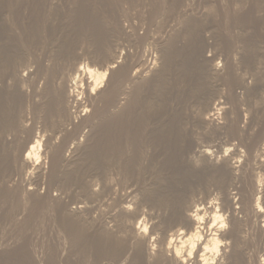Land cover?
Segmentation results:
<instances>
[{
  "label": "bare ground",
  "instance_id": "1",
  "mask_svg": "<svg viewBox=\"0 0 264 264\" xmlns=\"http://www.w3.org/2000/svg\"><path fill=\"white\" fill-rule=\"evenodd\" d=\"M13 1L16 0H0V25L6 28L5 35H7V31L15 33V40L11 38L13 45L17 44L20 46L18 49H22L13 52V46L12 52H10L9 48L0 46V198L5 199L3 202L7 200L11 205L14 201L17 203H14L16 206L21 205V209L23 208L25 211L28 207V217L30 218L31 213L36 215V212H32L35 211V208L41 210L42 207H46L45 210H47L50 206L51 208L49 207L48 210L50 220L58 221L71 239V254L68 252L71 255V264H205L201 259L202 255L209 259L214 256V264H264V66H262V64L264 65L262 62L264 61V50H261V48L264 49V46H260L262 42L253 41L252 46L256 50L252 52H250V46L249 50L245 51L247 46L243 47L241 42L239 44L240 46L242 44L240 54L235 51L237 57L235 53L230 52L234 50L226 49L228 46L223 49L220 46L221 52L222 50L224 52V55H221L223 58L219 55L223 59L221 60L223 64L220 66L218 65L219 61H216L218 64L212 62L211 54L208 56L204 55L205 52L201 53V48L197 47L199 41H196L197 44H195V38L185 40L189 45V48L186 49H191L188 53L195 64H192L193 72L196 73L195 79L193 78L194 82L185 81L182 75L183 70L178 69L181 62L179 64L174 62L177 64L178 68H176L180 74L172 64L174 73H171L173 74V81H171L173 83H169L173 84L170 85L171 88L169 87L172 99L167 98L169 95L166 96L167 99L161 95L168 100V102H164L166 100L162 98L163 103L157 101V98L154 99L155 96L152 98L154 93L151 91L149 93V90L156 88L158 82L161 84L164 75L166 76L167 66L171 64V62L169 63V51L174 52L176 47L173 49L172 45L170 48L173 51L169 50L168 41L172 42L169 39L178 35V32H181L183 37L191 36L192 38L194 34H197L194 29L200 22H196L195 25V23H191L192 20L189 21L190 19L185 17V21L188 20L190 23L185 24L184 21L185 27L183 28L182 25V30L174 31L171 26L172 30L168 31L169 27L168 30H165V25L163 26L164 23L161 21L163 19L158 20L159 13L165 7H163L164 4H160L163 3V0H158L161 1L157 3L160 4L159 6L156 4L152 8L151 5V8H146L147 12L142 15L144 17L147 13L146 22L148 25L146 27L143 24L145 28L139 27V23L136 21V25L130 27L127 24L126 26L129 28L122 30V26V29L119 28L120 26L118 27L119 19L113 18L114 14L113 17L110 15L113 18L112 21L105 19L106 21L100 25L98 23L97 26L91 28V19L89 18L88 25L90 26L87 28L90 27L88 30L89 32L92 30V32H90L91 34L85 32V34L90 35H88L89 40L95 37L96 40H93L98 42L97 46L99 45L97 52L93 54L80 50L79 52L71 46L72 44L70 48L68 40V44L64 41L67 36L64 39L63 35L61 38L63 37L64 40L56 41L57 37H60L58 34L62 35L64 33L62 31L66 30L65 27L68 26L65 24L64 29L59 27L63 29L58 30L62 34L57 32L56 37L55 33L53 34V25L56 24V20L54 24L52 23L53 25L51 24L53 30L51 36L56 37L53 38L55 42L52 41L54 44L44 46L45 43L43 45L40 41L41 45H38L40 48L36 46L38 50L33 52V49L30 51V47L23 48L25 42L22 40H26L14 29L12 15L15 12H13L14 9L11 11ZM60 1H46L47 9L51 11L60 8V4L64 5ZM102 1L107 2V0ZM108 1L111 2V0ZM29 2L32 3V1ZM149 3L152 4L150 1ZM208 3L213 4V1ZM121 4L120 6H122ZM123 4H127V2ZM130 4H132L130 7L133 6L136 9L132 1ZM169 4L171 5V3ZM218 4L220 3L218 2ZM23 5L22 3L20 6ZM166 5L168 7V4ZM215 5L213 6L215 7ZM225 5V8L222 6L224 10L227 9V5ZM105 6L108 8L110 5ZM127 6L125 7L128 9ZM173 6L177 5L173 4ZM180 6H178V10L181 8ZM219 6L218 8H220ZM186 8L188 7H185V10ZM256 8L255 10H257ZM24 9L23 6V11ZM113 9L115 10V8ZM139 10L141 9L139 8ZM139 10L135 13H138L137 16L140 14ZM221 10L220 13L225 14L226 11ZM16 11L18 10L16 9ZM63 11L65 12V9ZM69 11L67 10L71 14L72 12ZM131 12L129 13L131 14ZM123 13L120 14L121 17L124 16ZM129 13L126 15L130 16ZM65 14L67 13L65 12ZM79 14L82 16V13ZM102 14L97 16H102ZM57 15L55 12V16ZM212 15L214 16V13ZM172 16L174 15H171L170 19L173 18ZM93 17L95 18V16ZM215 18L213 20L216 21ZM40 19L38 20L41 21ZM48 19H45L43 23ZM73 20L74 17L71 22L69 20L67 22L72 24ZM167 20L170 21L169 18ZM197 20L199 21V16ZM182 21L183 19L179 22ZM61 22L59 23L63 26L65 22L62 23L63 25ZM220 22L218 20V23ZM174 23L171 24L174 25ZM226 23L224 21V26ZM41 24L39 25L41 26ZM31 25L32 23L28 26ZM46 25L48 28V24L44 26ZM40 26L39 28H41ZM29 28L32 29V26L27 29L29 30ZM75 28L78 29V27ZM40 31L37 29L38 35H40ZM192 31L195 33L193 34ZM48 32L50 33V31ZM75 32L76 30L73 33L75 34ZM70 34H68L69 37ZM220 35L219 31V38ZM31 38H33V34ZM218 40L220 39L217 38L216 42ZM234 41L236 43L237 40H233V36L228 39L229 49L230 45H235ZM5 42L9 44V41ZM224 42L226 41L224 40ZM217 43L214 44L217 46L219 44ZM179 44L181 45V43ZM228 44L226 43V45ZM24 45L28 46V44ZM217 51L214 52L217 53ZM182 55H184L183 52ZM238 55H240L239 58L241 57L239 60L243 63V67H249L247 70L255 80V84H248L250 80L246 79L251 77L245 75L248 71H245V74H241L239 72L241 70L238 71V64H240ZM182 66L184 65L182 64ZM246 68L243 69L246 70ZM172 70L171 72H173ZM165 80L166 77L163 82ZM237 87L241 89V92L237 89L240 94L236 92ZM161 90L164 91V89ZM147 91L152 94V96L150 95L152 99L146 95ZM143 95L147 97L145 96L143 99ZM243 95H245L244 98ZM156 96L159 99L158 94ZM145 99L148 100L141 101ZM220 115L224 119L223 122L219 120ZM32 118L34 123L36 120L41 124L42 130L32 123ZM31 119L32 121L28 123L27 121ZM47 130L50 131L49 134ZM45 131L47 137L43 143L42 140L46 136ZM51 133L60 136V140L56 141ZM227 135L229 138L231 136V141L227 142ZM223 138L226 141L221 142ZM233 140H237V142ZM42 143L44 149H42ZM67 179L71 180V183L69 180V183L66 182ZM66 184H71L70 205L57 193L51 194L53 190L55 191V189L51 191V188H56L55 186L61 188ZM64 188H68L67 190L70 191L69 186ZM11 206L13 207V205ZM47 219L49 220V218ZM14 223L17 222L14 221ZM2 224L4 226L5 223L2 222ZM20 227L22 228V226ZM24 227L25 225H23ZM37 227L39 226L37 225ZM10 230L13 233V229L10 228ZM26 231L28 230L26 229ZM14 234L11 237H14ZM21 234L23 237L25 233L21 232ZM60 234H64V232L61 231ZM5 236L4 233L2 237L5 238ZM27 238L31 237L27 234ZM18 240H16L17 246ZM27 240L25 238V242ZM22 241L24 242V240ZM58 241L61 242V240ZM1 242L2 244H0L3 246V240ZM10 244L11 248L13 245ZM193 244L195 247H192ZM6 246H3V252L6 250ZM49 246L47 247L49 248ZM55 247L54 245L53 248ZM213 247L216 248L218 254L207 251ZM10 248L7 249L10 250ZM15 248L17 250V247ZM51 248L49 251L52 252ZM11 250L10 253L13 252ZM31 252H33V247ZM6 253L5 251V256H3L7 258L10 254L7 253L6 256ZM13 253L16 256L17 253L15 251ZM57 253L59 255L60 252L57 251L54 254ZM30 254L32 255V253ZM62 254L59 256L61 257ZM49 256L51 255L49 254ZM22 257L24 258V256ZM32 257L34 258L33 255ZM53 259L55 260V257ZM3 260L6 262L4 258ZM25 263L28 262L22 264ZM67 263L70 264L68 260Z\"/></svg>",
  "mask_w": 264,
  "mask_h": 264
},
{
  "label": "rangeland",
  "instance_id": "2",
  "mask_svg": "<svg viewBox=\"0 0 264 264\" xmlns=\"http://www.w3.org/2000/svg\"><path fill=\"white\" fill-rule=\"evenodd\" d=\"M29 1H32V3H30ZM27 0V1H24V0H16V1H13L14 3H13V8H11V11L13 10V12H15L13 15H12V19H13V25H14V29H16L15 31H17L18 33L17 34H19V35H21V37L23 38V39H25L26 41H24V40H22L23 42H25L24 44H28V46L27 45H24L23 44V48L24 47H26V48H29L30 49V51L32 50L33 52H34V50H35V52L38 50V47L41 45V43H43V45H44V43H45V45L44 46H50V45H52V44H54V42H55V39H53V38H56L57 37V32H59L58 30H60L62 27H63V29H64V26H65V24H66V26L67 27H65L66 28V30H64V31H62V32H64L63 34H62V32H59V33H61L62 35H59L58 34V36H60V37H57V39H56V41L57 40H64L65 39V37L67 38L66 40H64L67 44H68V42L70 43L69 44V47L71 48V46L73 47V48H75L76 50H80L81 52L83 51L84 53H88V52H91V54H93L94 52H97L96 50H97V48H98V46H97V44H98V42L97 41H94V40H96V39H94L95 37H93V38H91L90 40H89V34H91L90 32H92V30H90V32H89V30L88 29H90V27L89 28H87L88 26H90V25H92L91 26V28L92 27H94V26H97L98 25V23H99V25L102 23V22H104V21H106V20H110V21H112L113 20V18L116 20V18L117 19H119L118 20V22L121 24V23H123V24H118V27L120 28V29H122V30H124V29H126L127 30V28H129V27H127V26H134V25H136V23H139L138 24V26L140 27H142V28H145L144 27V25L147 27V25H148V22H146L147 21V13H146V15L143 17L142 15H144V12H147V9L149 8H153L157 3H160L161 1H158V0H139V2H138V0H120L119 2H116V1H118V0H111V2L110 1H108L107 0V2L106 1H102V0H75V1H77V2H75L74 0L72 1L71 0V2H69V0H59L60 1V3H62L63 2V4L64 5H62V4H60V8H55V9H53V10H51V11H49V9H47V2L46 1H48V0H41V1H37V0ZM68 1V2H67ZM91 1V2H90ZM94 1V2H93ZM95 1H97L98 2V4H97V2H95ZM100 1V2H99ZM133 2V5L134 6H136V9H134L135 7H130L132 4H130V2ZM141 1V2H140ZM147 2V4H146V2ZM149 1L152 3V4H150L149 3ZM164 1H166L165 3L166 4H168V7H166L167 5L164 3ZM176 1V2H175ZM198 1V2H197ZM202 1V2H201ZM205 1H207V2H205ZM213 1V4H209L208 2H212ZM215 1V2H214ZM216 1H218L220 4H218V2H217V5L221 8L222 6L224 7V5H225V3H226V5H227V9H225L224 10V8L221 10L220 8H218V6L217 5H215L216 4ZM19 2V3H18ZM25 2V3H24ZM36 3V5H35V3ZM75 2V3H74ZM80 2H83V3H80ZM88 2V3H87ZM116 3V5H115V3ZM127 2V4H123V3H126ZM144 2V3H143ZM153 2H155V3H153ZM163 3H160L161 5L162 4H164V6L163 7H165V8H163V11H162V9L160 10V12L163 14H161V13H159L160 15H158V20H161V19H163V20H161V21H163V26H164V28H165V30H168V31H170V30H172V29H174V31L176 30L177 32H178V30L180 31V30H182V25H183V28L185 27V24L186 23H190L189 21H191V23H195V25H196V22H200V26L197 24V26H195L196 28L194 29V31L197 33V34H194L195 32H193V34H194V36H192V38H191V36L189 37V36H185V37H183L182 36V34H181V32H178V35H176V36H172L169 40H172V42L171 41H168V43H169V45H168V47H169V50H172L173 51V49L175 48V50H174V52H171V51H169V63L171 62V64H169V66H167V68H168V70H167V72H166V76L164 75V77H166V80L163 82V80H164V77H163V80L161 81V84L158 82L157 84H159V85H157L156 84V86L157 87H159V88H157L156 86V88H157V90H156V88H154L155 89V91H153L154 89H152V90H149V93H150V91L151 92H153L154 94H155V92H156V95L158 94V96H159V99H158V97L156 96V95H154L153 94V96H152V94H149L148 93V91H147V94L146 95H149V99H152L154 96V99H156L157 98V101H159V102H163V100H162V98L164 97V98H166V96H168L167 98L169 99V100H171L172 99V97H170L171 96V92H170V85H173V84H169V83H171L173 80H172V78H173V74H171V73H174V71L172 70V64H174V67L176 68L177 66V64H179L180 62L184 65V66H182V64L180 63V65H178L179 66V70L181 69V70H183V78H185L184 80L185 81H189L190 80V82L192 81V82H194V79H195V76L194 75H196V73L195 72H193L194 71V66L192 65V64H194V60L192 59V57H191V55L189 54L190 53V51H191V49H189V50H187L186 48L188 47L189 48V45L187 44L188 43V41H185V40H189V39H193V38H195V42L197 41H199L198 43L199 44H197V42L195 43V44H197V47H199V49L201 50V53L203 52H205L204 53V55H208V56H210V54H211V56L210 57H213V61L212 62H216L218 65H222L223 64V61H221V60H223L222 58H223V56H221V55H224V52H223V50H222V52H221V49L219 48L220 46H221V48L223 49V48H225L226 46H228V48L226 47V49L227 50H234V51H230V52H232L233 54L235 53V56L237 57V54H240L239 53V51L241 52V49H242V44H241V46L239 45L241 42L243 43V47H245V46H247V47H245L246 48V50L245 51H248L249 50V48H250V52H252L253 50H256V48H254L253 46H252V42L253 41H260V42H262V43H260V46H264V0H225V3L223 4V2H224V0L222 1H220V0H163L162 1ZM172 2H173V4L174 5H177V6H173V4H172ZM221 2H222V4H221ZM258 2V3H257ZM23 3L24 5V7H25V9H24V11H23V6H20L21 4ZM29 3V4H28ZM41 5H40V4ZM45 3V5H43ZM73 4L72 6H74V8H72V6L70 5V4ZM76 3H78V4H76ZM85 3V4H84ZM96 4L97 6H98V8H97V6L96 5H94V4ZM114 3V4H113ZM122 3V4H121ZM169 3H171V5L169 4ZM178 3V4H177ZM184 3V4H183ZM186 3V4H185ZM188 3V4H187ZM206 3V4H205ZM31 4V5H30ZM33 4V5H32ZM37 4H39L38 6H37ZM91 4V5H90ZM110 5V6H108V8H106L107 6H105V5ZM118 4V5H117ZM120 4L122 5V6H120ZM130 4V5H129ZM141 5V6H139V5ZM143 4H145V5H147V6H145V5H143ZM159 4V5H160ZM181 6H180V5ZM200 4V5H199ZM208 4V5H207ZM254 4V5H253ZM262 4V5H261ZM26 5V6H25ZM63 6V8H62V6ZM69 5V6H68ZM78 5V8H76V6ZM86 5H87V7H86ZM90 6V8H88L89 6ZM93 5V6H92ZM100 5H102V6H100ZM115 5V6H114ZM126 5H128L127 7H128V9L125 7ZM139 7H138V6ZM152 5V6H151ZM158 4H157V6H159ZM166 5V6H165ZM170 5V6H169ZM183 5V6H182ZM186 5V6H185ZM206 5V6H205ZM213 5H215V7L213 6ZM225 5V6H226ZM248 5V6H247ZM258 5H259V7H258ZM33 6H36L37 8H34ZM41 8H40V7ZM66 6H68V7H66ZM100 6V7H99ZM105 8H104V7ZM111 6H113V7H111ZM117 6V7H116ZM125 7V9H127V10H123V8ZM151 6V7H150ZM178 6H180L181 8L178 10ZM211 6H213V7H211ZM216 6H217V8H216ZM15 7H17V8H15ZM22 7V8H21ZM44 7V8H43ZM64 7H66V8H64ZM84 7V8H83ZM96 7V8H95ZM110 7V8H109ZM137 7H138V9H137ZM142 7V8H141ZM144 7V8H143ZM169 7H171L170 9H169ZM185 7H188V8H186V10H185ZM190 7V8H189ZM257 7V8H256ZM28 8H32V9H28ZM93 8V9H92ZM96 10H95V9ZM113 8H115V10L113 9ZM119 8H121V9H119ZM139 8L142 10V12H141V10H139ZM147 8V9H146ZM184 8V9H183ZM194 8V9H193ZM206 8V9H205ZM213 8V9H212ZM255 8L258 10V12H257V10H255ZM16 9L18 10V11H16ZM28 9V10H27ZM36 9V10H35ZM46 10V12H45V10ZM65 9V12L67 13V14H65V12L63 11ZM72 11H71V10ZM76 9V10H75ZM90 9V10H89ZM101 9V10H100ZM117 9H119V10H121L120 12L121 13H123V11L128 15V13L129 12H131V11H133V12H131V14L129 13V15L130 16H127L126 14L124 15V13H123V15L124 16H126V17H121V13L119 12V10H117ZM143 9H146L145 11L143 10ZM168 9V10H167ZM173 9H175L174 11H172ZM181 9H183V10H181ZM191 9V10H190ZM218 9H219V11H218ZM237 9V10H236ZM253 9V10H252ZM26 10V11H25ZM29 10H31V11H29ZM67 10L69 11V12H72V13H74L73 14V16H72V13L71 14H69L68 12H67ZM74 10V11H73ZM83 10V11H82ZM89 10V11H88ZM98 10V11H97ZM104 10V11H103ZM112 10H114V11H112ZM117 10V12H115ZM131 10V11H130ZM137 10H139V12H140V16L138 17L137 16V14H135L136 12H138ZM181 10V11H180ZM205 10V11H204ZM216 12H215V11ZM220 10L221 11H223L224 10V12H225V14H223L222 15V13L223 12H221L220 13ZM35 11H37V12H35ZM58 11V12H57ZM81 11V12H80ZM86 11V12H85ZM100 11H101V13H100ZM103 11V12H102ZM128 13H127V12ZM166 11V12H165ZM171 11V12H170ZM180 11V12H179ZM186 11V12H185ZM191 11V13H193V14H191V13H189V12ZM209 11V12H208ZM244 11V12H243ZM255 11H256V13H255ZM12 12V13H13ZM20 12V13H19ZM27 12H30V13H27ZM34 12V13H33ZM45 12V13H44ZM48 12V13H47ZM52 12H54V13H52ZM55 12H56V15H57V13H58V15L57 16H55ZM60 12V13H59ZM63 12H64V18H63V16H62V14H63ZM97 14H96V13ZM106 12V13H105ZM111 12V13H110ZM148 12H149V10H148ZM165 12V13H164ZM168 12V13H167ZM178 14H177V13ZM181 12H184L185 14H183V13H181ZM206 12V13H205ZM208 12V13H207ZM238 12V13H237ZM242 12V13H241ZM11 13V14H12ZM40 13V14H39ZM79 13H82V16H81V14H79ZM84 13V14H83ZM86 13H88L87 15H86ZM91 13V14H90ZM93 13H94V15H93ZM103 13V14H102ZM116 13V14H115ZM134 13V14H133ZM143 13V14H142ZM179 13H181V14H179ZM205 13V14H204ZM214 13V16L212 15ZM217 13V14H216ZM235 13V14H234ZM34 16H33V15ZM38 14V15H37ZM52 14V15H51ZM76 14V15H75ZM90 14V15H89ZM96 14V15H95ZM102 14V16H97V15H101ZM113 14H114V17H113ZM121 14V15H120ZM166 14V15H165ZM176 14V15H175ZM189 14H191L190 16H189ZM195 14V15H194ZM199 14H202V15H199ZM209 16H208V15ZM213 16H211V15ZM219 14V15H218ZM221 14V15H220ZM242 14V15H241ZM23 15V16H22ZM47 15V16H46ZM49 15V16H48ZM56 17L55 19H54V16ZM60 15V16H59ZM68 15V16H67ZM71 15V16H70ZM76 16V18H75V16ZM95 16V18L93 17V16ZM105 15V16H104ZM113 17H111V16ZM133 15H134V17H133ZM168 15V16H167ZM170 15V16H169ZM171 15H174V16H172L173 18H171L170 19V17H171ZM183 15H184V17H183ZM188 15V16H187ZM238 17H237V16ZM42 16V17H41ZM52 16V17H51ZM62 16V17H61ZM78 16V17H77ZM81 16V17H80ZM97 16V17H96ZM132 16V17H131ZM135 16H137L139 19H141L142 17V19L141 20H139L137 17L135 18ZM160 16V17H159ZM164 16H166V17H164ZM195 16V17H194ZM197 16V17H196ZM198 16H199V21L197 20L198 19ZM201 16V17H200ZM204 16H205V18H204ZM215 16H216V18H215ZM220 16V17H219ZM225 16V17H224ZM30 17H32V19H29ZM34 17H35V19H34ZM38 17H40V18H38ZM44 17H46L45 19H47V18H49L48 20L50 21H48V20H46V22L45 23H43L44 22ZM51 17V18H50ZM59 17H61L60 19H59ZM66 17H69L71 20H72V17H74V20L72 21V24L70 23L71 22V20L69 19V18H66ZM105 17V18H104ZM116 17V18H115ZM181 19H180V18ZM185 17H186V19H188V20H186L185 21ZM195 19H194V18ZM208 17H211V18H208ZM219 19H218V18ZM249 17V18H248ZM251 17H253V18H251ZM256 17V18H255ZM37 18V19H36ZM58 18V19H57ZM82 18V19H81ZM91 19V22H90V25H88V21H90V19ZM93 18V19H92ZM103 18V19H102ZM120 18H122V19H120ZM127 20H125V19ZM127 18H129V19H127ZM169 18V20L170 21H168L167 19ZM177 18H178V20H177ZM193 18V19H192ZM216 19V21L215 20H213V19ZM221 18V19H220ZM229 18V19H228ZM243 20H242V19ZM17 19V20H16ZM29 19V20H28ZM38 19H40L41 21H39ZM44 19V20H43ZM54 19V20H53ZM62 19V20H61ZM63 19H64V21H63ZM106 19V20H105ZM135 19H137V20H134ZM173 19H175V20H173ZM183 19V21L182 22H179V21H181ZM209 19V20H208ZM255 19V20H254ZM24 20H25V22H24ZM33 20H36V21H33ZM51 20H52V22H51ZM57 22H56V21ZM58 20H60V21H58ZM67 20H69L70 22L68 23L67 22ZM78 20V21H77ZM80 20V21H79ZM123 20H125V21H123ZM171 20H173V21H171ZM194 20H196V21H194ZM200 20H202V21H200ZM204 20V21H203ZM218 20H219V22L222 20V22H220V23H218ZM242 20V21H241ZM248 20V21H247ZM254 20V21H253ZM20 21V22H19ZM21 21H22V24H21ZM27 21V22H26ZM33 21V22H32ZM54 21H55V25H53L54 24ZM61 21H63V22H61ZM83 21V22H82ZM99 21V22H98ZM122 21V22H121ZM130 21H132V22H130ZM136 21H138V22H136ZM174 21H175V23H174ZM185 21V22H184ZM188 21V22H187ZM224 21H225V23H226V21H227V23H229V24H225V26H224ZM250 21V22H249ZM15 22V23H14ZM18 22H19V24H18ZM39 22V23H38ZM42 24H41V23ZM59 22H61V24L62 23H64V25L63 26H61L60 25V23ZM74 22H75V24H74ZM76 22H78L77 23V25H76ZM82 22V23H81ZM95 22V23H94ZM136 22V23H135ZM141 22H142V25H141ZM185 24H184V23ZM204 24H203V23ZM213 22V23H212ZM216 24H215V23ZM248 22V23H247ZM32 23V29L31 28H29V30L27 29L28 27H31V26H28V25H30ZM34 23H36V24H34ZM53 23V24H52ZM57 23H59V24H57ZM84 23V24H83ZM93 23V24H92ZM126 23V24H125ZM130 23V24H129ZM147 23V24H146ZM167 23V24H166ZM171 23H174V25L173 24H171ZM183 23V24H182ZM245 23V24H244ZM251 23V24H250ZM256 23V24H255ZM25 24V25H24ZM39 24H41V26L39 25ZM45 24H48V28H47V25L46 26H44ZM53 25V30H54V32H53V30L51 29L52 27V25ZM75 26H74V25ZM128 24V25H127ZM144 24V25H143ZM169 24H171V25H169ZM218 24H221L220 26L218 25ZM237 24V25H236ZM37 27H36V26ZM43 25V26H42ZM50 25V26H49ZM60 25V26H59ZM69 25H71V26H69ZM80 25V26H79ZM127 25V26H126ZM167 25V26H166ZM216 25H217V27H216ZM232 25V26H231ZM236 25V26H235ZM248 25V26H247ZM250 25V26H249ZM39 26L42 28H39ZM57 26V28H55ZM83 26V27H82ZM84 26H86V27H84ZM121 26H122V28H121ZM170 26H171V28H170ZM173 26H175V27H173ZM176 26H178V27H176ZM181 26V27H180ZM210 26V27H209ZM211 26H214L213 28L211 27ZM222 26V27H221ZM252 26V27H251ZM59 27H61V28H59ZM72 27V28H71ZM75 27H78V29L77 28H75ZM125 27V28H124ZM169 27V28H168ZM198 27V28H197ZM230 27V28H229ZM2 28V29H1ZM75 28V30H76V32H75V34L73 33L75 30H73ZM81 28H82V30H81ZM87 28V29H86ZM168 28V29H167ZM176 28V29H175ZM180 28V29H179ZM211 28V29H210ZM217 28V29H216ZM228 28V29H227ZM34 29H35V31H34ZM37 29L39 30H41L40 31V35H38L37 34ZM44 29V30H43ZM63 29H61V30H63ZM83 29H84V31H83ZM244 29V30H243ZM31 30H32V33H31ZM55 30H57L56 32H55ZM60 30V31H61ZM79 30H80V32H79ZM88 30V31H87ZM201 30V31H200ZM224 30V31H223ZM253 30V31H252ZM0 31H1V33H0V41L3 39V37H4V41L2 42H0V46H2V47H5V48H9L10 49V52H12L11 50L13 49V52H14V50H17L18 49V47H20V46H18L17 44L14 46L13 45V41H12V39H14L15 40V33L14 32H8L7 31V35L9 36L8 38H6L5 36H7V35H5V31H6V28L4 27V26H2V25H0ZM11 31V30H10ZM28 31V32H27ZM34 31V32H33ZM48 31H50V33L48 32ZM68 33H67V32ZM72 31V32H71ZM200 31V32H199ZM219 31L221 32V35H222V37H221V35H220V38H219ZM227 31H229V32H227ZM5 32V33H4ZM51 32H53V34L56 36H51V35H53ZM83 32V33H82ZM85 32H88L89 34H85ZM102 32V31H101ZM176 32V33H177ZM225 34H224V33ZM251 32V33H250ZM24 33H25V35H24ZM30 34V35H28V34ZM47 33V34H46ZM69 33H71L70 34V37L68 36V34ZM73 33V34H72ZM217 33V34H216ZM13 36H12V35ZM32 34H33V38H35V39H33V38H31L32 37ZM36 34V35H35ZM42 34H44V35H42ZM67 34V35H66ZM78 34V35H77ZM82 35V34H84L85 36H86V38H84L85 36H80V35ZM103 34V33H102ZM202 34V35H201ZM228 34H230V35H232L233 36V40L235 39V40H237L236 41V43H235V41H234V43H235V45H233L234 47H235V49H234V47L233 46H231L230 45V49H229V44H228V39L229 38H231L232 36H230V35H228ZM250 34V35H249ZM251 34H252V36H251ZM257 34V35H256ZM42 35V36H41ZM49 36V38H51V40H49L50 41V43H49V41H48V36ZM64 35V39H63V37L61 38V36H63ZM72 35V36H71ZM77 36V38H76V36ZM89 35V36H88ZM218 37H217V36ZM226 35V36H225ZM239 37H238V36ZM242 35H243V37H245V38H243L242 37ZM250 37H249V36ZM255 35V36H254ZM47 38H46V37ZM225 36V38H223ZM228 36H230V37H228ZM258 36V37H257ZM26 37V38H25ZM40 37V38H39ZM41 37H42V39L44 40H42L41 39ZM227 37V38H226ZM249 37V38H248ZM261 37V38H260ZM12 38V39H11ZM36 38H37V40H36ZM41 39V40H39V39ZM73 40H72V39ZM75 38H76V40H75ZM79 38V39H78ZM212 38V39H211ZM217 38L218 39H220V40H218L217 42L219 43H217L216 42V40H217ZM223 38V39H222ZM252 38H254V39H252ZM6 39V40H5ZM10 39H11V41H10ZM29 39V40H28ZM53 39V40H52ZM85 39V40H84ZM94 39V40H93ZM180 41H179V40ZM227 39V40H226ZM32 40H33V42H32ZM67 40H68V42H67ZM75 40V41H74ZM80 40V41H79ZM92 40V41H91ZM222 40V41H221ZM224 40L226 41V42H224ZM252 40V41H251ZM5 41H9V44H8V42L6 43ZM28 41H29V43H28ZM38 41V42H37ZM41 41V43H39ZM48 42V43H46V42ZM52 41H54V42H52ZM71 41V42H70ZM73 41V42H72ZM78 41V42H77ZM86 41V42H85ZM94 41V42H93ZM176 41V42H175ZM186 42V44H185V42ZM204 41V42H203ZM248 41V42H247ZM35 42V43H34ZM184 42V43H183ZM201 42V43H200ZM203 42V43H202ZM247 42V43H246ZM11 43H12V45H11ZM34 43V44H33ZM52 43V44H51ZM66 43H64L65 44V46H67V44ZM75 43V44H74ZM89 43V44H88ZM179 43H181V45L179 44ZM207 43H208V45H207ZM214 43H217L218 45L216 46V44H214ZM226 43L228 44V45H226ZM244 43H246V45H244ZM259 43V42H258ZM2 44V45H1ZM29 44H30V46H29ZM48 44V45H47ZM50 44V45H49ZM72 44V45H71ZM85 44V45H84ZM96 44V45H95ZM177 44V45H176ZM204 44V45H203ZM253 44H255V43H253ZM4 45V46H3ZM32 45V46H31ZM39 45V46H38ZM71 45V46H70ZM75 45V46H74ZM173 45V47H171ZM174 45H176V46H174ZM180 47H179V46ZM186 45V46H185ZM188 45V46H187ZM201 45V46H200ZM14 46V47H13ZM34 46V47H33ZM36 46H38V47H36ZM89 46V47H88ZM184 46V47H183ZM202 46L204 47L205 46V48H202ZM216 46V47H215ZM250 46V47H249ZM13 47V48H12ZM16 47V48H15ZM22 47V46H21ZM36 47V48H35ZM78 47V48H77ZM80 47H82V48H80ZM173 48V49H171V48ZM177 47H179V48H177ZM219 49H218V48ZM40 48V47H39ZM85 48V49H84ZM88 48H90V49H88ZM185 48V49H184ZM216 48V49H215ZM237 48H238V50H237ZM240 48V49H239ZM244 48V49H245ZM248 48V49H247ZM254 48V49H253ZM183 49V50H182ZM22 49L20 48V49H18V51H21ZM178 50V51H177ZM199 50V51H200ZM203 50V51H202ZM217 50H220L219 52L217 51ZM225 50V49H224ZM261 50L263 51L264 49H262L261 48ZM29 51V52H30ZM79 51V52H80ZM207 51V52H206ZM217 51V53H215V52ZM237 52V54H236V52ZM243 51V50H242ZM173 53V54H171V53ZM177 53V55H176V53ZM179 52V53H178ZM182 52L184 53V55H182ZM186 52V53H185ZM189 52V53H188ZM216 55H215V54ZM218 54V55H217ZM214 55V56H213ZM222 57H220V56ZM179 58H178V57ZM186 58H185V57ZM189 56V57H188ZM215 56H216V58H215ZM217 56H218V58H217ZM239 56L240 55H238V60L241 58H239ZM220 57V58H219ZM171 58H173L174 59V61H173V59H171ZM176 58V59H175ZM216 60H215V59ZM181 59V60H180ZM185 60V61H184ZM190 60H193V61H190ZM215 60V61H214ZM188 61V62H187ZM222 63H221V62ZM174 62H176L177 64H175ZM193 62V63H192ZM262 62H264V61H262ZM239 63L240 64H238V71L239 70H241V71H239L241 74H245L247 71V73L245 74L246 76L247 75H250L249 74V70H247L249 67H243V63L242 62H240V60H239ZM242 63V64H241ZM185 64H187V65H185ZM249 64H251V63H249ZM195 65V64H194ZM239 65H240V67H239ZM242 65V66H241ZM180 66H181V68H180ZM250 66V65H249ZM262 66H264L263 64H262ZM173 67V69L175 70V68ZM185 67V68H184ZM246 68V70L245 69H243V68ZM176 68V70L178 71V69ZM193 68V69H192ZM264 68V67H263ZM173 71V72H171V70ZM170 70V71H169ZM175 70V71H176ZM187 72H186V71ZM191 70V71H190ZM244 70V71H243ZM168 71H169V74H168ZM176 71V73L178 74V72H179V74H180V71H178L177 72ZM246 71V72H245ZM186 72V73H185ZM187 73H188V75H187ZM186 77H185V76ZM170 78H169V77ZM172 76V77H171ZM187 76H188V78H187ZM189 76H190V78H189ZM251 76V75H250ZM168 78V79H167ZM194 78V79H193ZM251 78V79H250ZM172 80V81H171ZM246 80H250L249 81V83L248 84H255V80L252 78V76L251 77H249V78H247ZM253 82V83H252ZM173 83V82H172ZM167 84V85H166ZM165 85V86H164ZM161 86V87H160ZM168 86V87H167ZM170 87V88H169ZM158 89H164V91L163 90H158ZM237 89H239L238 87L236 88V92H238L239 90H240V92H241V89H239V90H237ZM162 91H163V93H165L164 95H163V93H162ZM166 92H168V93H166ZM162 93V94H161ZM239 93V92H238ZM167 94V95H166ZM240 94V93H239ZM146 95H143L142 96V98L144 99L145 98V96ZM152 96V98H151V96ZM163 97H162V96ZM147 97V96H146ZM245 97V95H243V98ZM116 98H117V95H116ZM115 98V99H116ZM163 98V99H164ZM166 98V99H167ZM171 98V99H170ZM166 99H164V100H166ZM146 100H148V99H145V100H141V101H145L146 102ZM164 102H168V100H166V101H164ZM163 102V103H164ZM143 104V103H142ZM16 105H18V104H16ZM223 117H222V115H220L219 116V120H220V122H223L224 121V119H222ZM33 119V118H32ZM32 119L31 120H28L27 122L29 123V122H31L32 121ZM32 123H34V119H33V121H32ZM37 125L36 127L37 128H39V129H41L42 130V126H41V124L40 123H38L36 120H35V123H34V125ZM40 124V125H39ZM39 126V127H38ZM47 132H48V134H49V130H47ZM47 132L45 131V135L46 136H44V140H42L43 141V143H45V140H46V137H47ZM41 133H43V132H41ZM54 133L55 134H57V135H59L58 133H56L55 131H54ZM53 133V134H54ZM44 134V133H43ZM52 133H51V135L56 139V141H59L60 140V136L58 137V136H55V135H53ZM230 139V140H229ZM226 140H227V142L228 141H231V136H230V138H229V136L227 135V138H226ZM225 140V138H223V140H221V142H224V141H226ZM234 142H237V140H233ZM42 143V149H44V144ZM43 152V151H42ZM69 179H67L66 180V182L68 181ZM70 181V183H71V180H69ZM69 181H68V183H69ZM71 184H66V185H64V186H61V188H60V186H55L56 188H51V191L53 190V189H55V191L57 190V189H59V190H57L56 192L53 190L52 192H51V194H58L60 197L62 196V199L64 200V201H67V204H71V186H70ZM68 187L69 186V189H70V191L69 190H67L68 188H64V187ZM58 187V188H57ZM64 189V190H63ZM66 190V191H65ZM61 191H63L62 193H61ZM68 191V192H67ZM59 192V193H58ZM70 192V193H69ZM63 193H64V195H63ZM67 194V195H66ZM69 196V197H68ZM67 197H68V199H70V200H68L67 199ZM3 199L4 198H0V221L1 220H3V221H1V224H2V222L3 223H5L4 224V226H3V224L0 226L1 227V229H0V240L2 241L3 240V242H4V244H3V246L5 247V245H7L6 246V252L8 253V254H10V255H8L7 253H6V256H7V258L6 257H4L5 256V251L3 252V250H4V248H3V246L1 245L2 244V242L0 241V251L2 250V252H0V260H1V258L3 257L4 259H5V261L6 262H4V260H3V258H2V260H1V262H3V263H1L0 262V264H22V263H24V262H28L29 264H36L38 261V263L37 264H47V262H48V264H56V261H58L60 264H61V262H62V264H66L67 263V260H68V262H70V264H71V246H70V244H71V239H70V237L68 236V233H67V231L64 229V228H62L61 227V225H60V223L57 221H55V220H50L51 219V217H50V215H49V212H48V210L51 208L50 206V208L48 207V209L47 210H45L46 209V207H42L41 208V210L40 209H37V208H35L34 210L35 211H32L33 213H35L36 215V217L34 216V214H30V216H31V218L30 217H28L29 216V212H28V210H29V208L27 209L26 208V211H25V209H23L24 210V212L26 213V214H23L24 212H21V211H23L22 209H21V205H17L18 206V208H19V210H18V208H17V206L14 204V203H16V202H14V201H12L13 203L11 204V205H13V207L10 205V203L7 201H4L3 202ZM5 200V199H4ZM1 202H3V203H1ZM10 202H11V200H10ZM17 204V203H16ZM9 206H10V208H9ZM14 206H16V207H14ZM48 206V205H47ZM13 209H12V208ZM4 208H6V209H4ZM15 208V209H14ZM21 210V211H20ZM5 211H7V212H5ZM12 211V212H11ZM40 211V212H39ZM3 214H2V213ZM18 212V213H17ZM42 212V213H41ZM43 212H45V213H43ZM5 213V214H4ZM9 213H10V216H9ZM16 213H17V215H16ZM41 215H40V214ZM3 216H2V215ZM6 214H8V215H6ZM20 214V215H19ZM44 214V215H43ZM4 215H6V216H4ZM24 215H25V217H24ZM47 215V216H46ZM12 216V217H11ZM19 216V217H18ZM46 216V218H44ZM5 217V218H4ZM14 217V218H13ZM21 217H24V218H22L21 219ZM26 217H27V219H26ZM34 217H35V219H34ZM43 217V218H42ZM9 218V219H8ZM11 218V219H10ZM16 218H17V220H16ZM21 220H20V219ZM29 218V219H28ZM37 218V219H36ZM40 218H42V219H40ZM47 218H49V220L47 219ZM5 219V220H4ZM13 219V220H12ZM34 219V220H33ZM11 220V221H10ZM23 220V221H22ZM33 220V221H32ZM43 220V221H42ZM10 221V222H9ZM14 221L15 222H17L16 224L14 223ZM19 221H21V222H19ZM44 221H45V223H44ZM48 221V222H47ZM7 222V223H6ZM18 222H19V224H18ZM22 222H24V223H22ZM26 222H29V223H26ZM31 222V223H30ZM37 222H38V224H37ZM53 222H55V223H53ZM21 223V224H20ZM25 225V227L23 228V225ZM6 225H8V226H6ZM17 225V226H16ZM18 225H20V226H22V228L19 226L18 227ZM32 225H33V227H32ZM36 225V226H35ZM37 225L39 226V227H37ZM50 225V226H49ZM13 226V227H12ZM16 226V227H15ZM28 226H30V227H28ZM41 226H43V227H41ZM6 227H7V230H6ZM18 227V228H17ZM34 227H36L35 229H34ZM47 227V228H46ZM58 227V228H57ZM10 228L11 229H13V233H12V230H10ZM33 230H32V229ZM46 229V230H44V229ZM54 228H55V230H54ZM3 229V230H2ZM18 229H19V231H18ZM22 229H25L24 231L21 230ZM26 229L29 231H26ZM57 229H61V230H57ZM15 230V231H14ZM32 230V231H31ZM35 230V231H34ZM52 230H54V231H52ZM2 231V232H1ZM18 231V232H17ZM31 231V232H30ZM62 231V232H64V234H60V232ZM7 232H9L8 234H6ZM21 232L22 233H25V234H23V237H22V234H21ZM26 232H27V234H28V236L29 237H31V238H27V234H26ZM3 233V234H2ZM4 233H5V235L7 236H5V238H7V239H5V238H3L2 236H4ZM14 233H16V234H14ZM33 233V234H32ZM51 233V234H50ZM58 233V234H57ZM67 235H66V234ZM10 234V235H9ZM12 234H14V237H11V235ZM40 234V235H39ZM2 235V236H1ZM10 237H9V236ZM56 235V236H55ZM58 235H60V236H58ZM62 235V236H61ZM16 236V237H15ZM37 236V237H36ZM65 236V237H64ZM9 237V238H8ZM17 237H19V238H17ZM22 237V238H21ZM41 237V238H40ZM45 237V238H44ZM58 237V238H57ZM61 237V238H60ZM63 237V238H62ZM2 238V239H1ZM11 238V239H10ZM12 238H14V239H12ZM25 238H26V240L28 241H26L25 242ZM67 238H69V239H67ZM5 239V240H4ZM8 239H10V240H8ZM20 240L21 241V244H20V241L18 240V246H17V242H16V240ZM53 239V240H52ZM64 241H63V240ZM22 240H24V242L22 241ZM34 240H36V241H34ZM57 240H61V242L60 241H58V242H60V243H58L57 242ZM69 240V241H68ZM10 244V245H13L11 248H10V246H9V244L7 243V242ZM31 243H30V242ZM65 241H66V243H65ZM15 242H16V244H15ZM36 242V243H35ZM6 243V244H5ZM14 243V244H13ZM24 243H27V244H24ZM51 243V244H50ZM47 244V245H46ZM60 244V245H59ZM63 244V245H62ZM33 245V246H32ZM37 245V246H36ZM50 245V246H49ZM54 245L56 246L55 248H53L54 247ZM59 245V246H58ZM1 246H2V248H1ZM9 246V247H8ZM44 246V247H43ZM47 246H49V248H51L52 249V252L51 251H49L50 249L47 247ZM57 246H58V248H57ZM66 247V248H64V247ZM15 247H17V250H16V248ZM32 247H33V252H31V249H32ZM41 247H43V248H41ZM45 247H46V249H45ZM61 247V248H60ZM7 248H10V250L12 249V248H14V250H11V252L13 251H15L17 254H16V256H15V254L13 255L12 253H10V250L9 249H7ZM21 248V249H20ZM31 248V249H30ZM57 248V250L55 251V249ZM62 249V250H61ZM64 249V250H63ZM8 250H9V252H8ZM30 250V251H29ZM35 251V252H34ZM39 251V252H38ZM60 252L59 253V255H61L62 253V256L60 257L59 255H58V253L57 254H54V253H56V252ZM67 251V252H66ZM28 252H29V254H28ZM38 252V253H37ZM68 252H70V254L68 253ZM30 253H32V255L34 256V258L32 257V255L30 254ZM52 253V254H51ZM24 254V255H23ZM28 254V255H27ZM49 254L52 256H49ZM65 254V255H64ZM4 255V256H3ZM12 255V256H11ZM31 255V256H30ZM36 255V256H35ZM40 255V256H39ZM55 255V256H54ZM10 256H11V258H10ZM13 256H15V257H13ZM18 256V257H17ZM22 256H24V258L26 259H24ZM39 256V257H38ZM47 256V257H46ZM58 256V257H57ZM70 256V257H69ZM22 257V258H21ZM30 258V260H28L29 258ZM50 257V258H49ZM55 257V260L53 259ZM60 257V258H59ZM8 258H10V259H8ZM13 258V259H12ZM16 258V259H15ZM32 258V259H31ZM48 260H47V259ZM58 258V259H57ZM69 258V259H68ZM12 259V260H11ZM17 259H20V260H17ZM36 259H37V261H36ZM43 259H45V260H43ZM49 259H50V262H49ZM57 259V260H56ZM47 260V261H46ZM53 260V261H52ZM22 261V262H21ZM32 261V262H31ZM34 261V262H33ZM31 262V263H30ZM57 262V264H59ZM65 262V263H64ZM27 263V264H28ZM26 264V263H25ZM67 264H69V263H67Z\"/></svg>",
  "mask_w": 264,
  "mask_h": 264
},
{
  "label": "clouds",
  "instance_id": "3",
  "mask_svg": "<svg viewBox=\"0 0 264 264\" xmlns=\"http://www.w3.org/2000/svg\"><path fill=\"white\" fill-rule=\"evenodd\" d=\"M189 239L191 240L192 238L190 237ZM192 247H195V245L193 244ZM207 251H210V252H212L214 254H218V252H217L215 247L209 248V249H207ZM189 255H191V252H189ZM201 259L204 260L205 264H214V256H213L212 259H209V258H207V257L202 255Z\"/></svg>",
  "mask_w": 264,
  "mask_h": 264
}]
</instances>
